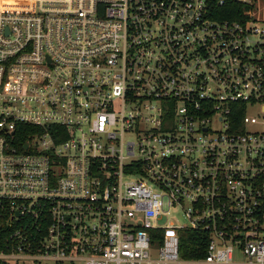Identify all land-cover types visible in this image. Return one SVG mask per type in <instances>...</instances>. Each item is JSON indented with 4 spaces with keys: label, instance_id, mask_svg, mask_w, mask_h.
Here are the masks:
<instances>
[{
    "label": "built area",
    "instance_id": "built-area-1",
    "mask_svg": "<svg viewBox=\"0 0 264 264\" xmlns=\"http://www.w3.org/2000/svg\"><path fill=\"white\" fill-rule=\"evenodd\" d=\"M36 1L0 10V261L264 264V0Z\"/></svg>",
    "mask_w": 264,
    "mask_h": 264
},
{
    "label": "trees",
    "instance_id": "trees-1",
    "mask_svg": "<svg viewBox=\"0 0 264 264\" xmlns=\"http://www.w3.org/2000/svg\"><path fill=\"white\" fill-rule=\"evenodd\" d=\"M18 0H0V10H10L7 8H10V5H14V2H17ZM21 1V0H20ZM30 2L29 6L30 7H20V6H15L17 10L14 11H26V10H32V8L36 4V0H26ZM224 18H229V19H237L234 15L227 14L224 15ZM206 234L203 232L199 231H191V230H186L182 233V256L184 258H199L204 255V252H199L198 246L200 244V241L204 240L206 242ZM0 264H8L4 261H0Z\"/></svg>",
    "mask_w": 264,
    "mask_h": 264
},
{
    "label": "rangeland",
    "instance_id": "rangeland-1",
    "mask_svg": "<svg viewBox=\"0 0 264 264\" xmlns=\"http://www.w3.org/2000/svg\"><path fill=\"white\" fill-rule=\"evenodd\" d=\"M30 2L26 1V0H18L17 2H14V5L15 6H20V7H30L29 6ZM14 5H10L9 7L10 8H7V9H10V10H17V8L14 7ZM257 109H252L250 111V115L253 116L254 114H256L255 111H257ZM186 223V220L183 218V216L181 214H177L176 212H172L169 219H165L163 222H161V225H177V224H185ZM25 264H37V263H33V262H26ZM42 264H57V263H54V262H44Z\"/></svg>",
    "mask_w": 264,
    "mask_h": 264
}]
</instances>
